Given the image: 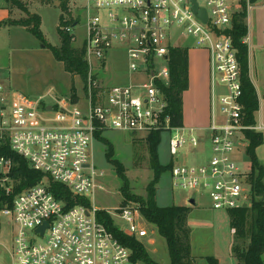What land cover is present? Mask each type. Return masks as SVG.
<instances>
[{
    "label": "built area",
    "instance_id": "2783aa9c",
    "mask_svg": "<svg viewBox=\"0 0 264 264\" xmlns=\"http://www.w3.org/2000/svg\"><path fill=\"white\" fill-rule=\"evenodd\" d=\"M197 2L207 11L206 21L193 11L192 0H86L82 42L76 45L77 36L71 34L79 24L76 16L73 24L61 26L74 46L85 50L90 89L84 100L59 96L52 88L29 97L0 83V147L9 146L46 174L41 183L17 194L12 207L6 203L0 209L12 219L13 264H142L133 262L131 250L98 220L100 209L89 198L104 174L93 161L92 143L106 130L169 134L176 164L171 168L173 185L197 192L205 189L215 210L249 205V172L237 166L232 154L239 134L244 138L245 130L261 131L264 126L243 123L238 50L227 32L242 1L236 0L235 6L228 0ZM246 2L250 9V0ZM181 38H191L194 46L209 51L212 115L206 128L174 126L167 113L162 85L171 79L170 50L186 47L174 42ZM242 41L248 44V36ZM113 51H124L128 80L111 86L92 84L93 66L104 69ZM205 132L210 133L214 152L210 162L177 165L180 152L187 145L199 147ZM13 165L11 157L0 155V192L7 197L14 192ZM49 178L74 196L88 198L90 206L67 209L49 190ZM196 194L188 201L193 196L196 200ZM108 211L122 223L119 227L126 235L141 241L148 235L139 208L127 204ZM44 223L48 225L42 234L37 229Z\"/></svg>",
    "mask_w": 264,
    "mask_h": 264
},
{
    "label": "rangeland",
    "instance_id": "374dc122",
    "mask_svg": "<svg viewBox=\"0 0 264 264\" xmlns=\"http://www.w3.org/2000/svg\"><path fill=\"white\" fill-rule=\"evenodd\" d=\"M29 1L33 2L31 7L28 2L20 0L24 7H14L16 11L11 12L6 0H0V22L4 21V17L10 12L9 16L14 19L25 18L24 10L30 9L41 15V29L47 42L56 47L61 46L62 40L58 29L63 13L61 3H46L42 0ZM228 1L235 6L236 0ZM199 2L201 5H206V0H199ZM85 4L86 0H70L68 5L71 17L76 16L79 19L78 26L71 32L77 36L76 45L82 42L85 34ZM251 4L254 5V3ZM251 13L254 18L255 40L253 67L260 99V110L256 113V120L259 123L261 120L264 122V51L260 48L262 45L260 43L262 41L264 43V9L259 10L253 7ZM174 42L188 48L190 65H196L198 72L203 70L204 64H208L210 73L207 49L194 46L191 38L174 39ZM93 70L92 84L95 82L98 86L125 83L129 77L128 60L124 51L110 52L104 69L99 68L98 71L93 66ZM0 83L6 89L19 91L29 97H37L52 88L59 96L73 97L75 94L77 100H84L90 89L89 78L83 80L80 76L67 72L63 63L55 58L51 49L44 47L35 35L21 25L0 27ZM145 137L125 131L106 130L100 137L94 138L93 161L97 170L103 171L104 174L97 178L98 187L89 195L93 206L113 216V213L108 210L122 207L124 200L121 192L123 180L118 176L115 166L107 159L106 142L114 147L113 158L119 160L126 168L132 194L146 197V188L153 179L154 171L149 165V151ZM169 138V134H163L158 148L160 162L164 166L176 165L170 153ZM246 146L247 141L239 134V141L232 158L238 167L249 172L250 175L251 162L246 154ZM213 156L210 133L205 132V137L199 147L191 148L187 145L180 152V162L177 165L185 164L189 167L206 165ZM257 156L264 164V142L257 149ZM247 181H249V176ZM194 194L197 195L195 206L188 201ZM156 201L163 207L171 205L191 207L188 227L191 232L194 264H209L208 257H215L219 264H237V259L233 254L236 237L234 231L231 230L227 210H215L205 189L197 192L173 185L172 172L169 168L162 173L157 184ZM128 205L140 209L139 202H129ZM11 222L12 219L9 216L0 212V264H13L10 256L14 245V231ZM116 223L119 226L122 225L119 220H116ZM145 227L149 233L142 237V241L145 242L152 258L160 264H170L166 239L158 233L154 225L146 223Z\"/></svg>",
    "mask_w": 264,
    "mask_h": 264
},
{
    "label": "trees",
    "instance_id": "16d2710c",
    "mask_svg": "<svg viewBox=\"0 0 264 264\" xmlns=\"http://www.w3.org/2000/svg\"><path fill=\"white\" fill-rule=\"evenodd\" d=\"M63 11L58 26L61 36V46L56 47L49 44L42 32L41 16L25 9L26 17L20 19H8L0 22V27L6 25H21L26 27L35 35L44 47L50 48L55 58L62 62L67 72L80 76L83 80L89 78V65L86 60L84 48L76 47L72 43L71 36L61 30L64 24H73L75 21L69 12V1L60 0ZM242 1V9L235 13L231 28L227 32L232 36L234 46L238 50V61L241 68V80L243 95L241 102L244 105L245 125H256V113L259 110V97L256 88L250 78L249 72V50L248 45L243 43V38L248 35L247 26V2ZM257 0H250L255 3ZM9 6L23 8L20 0H6ZM67 15V17H66ZM171 79L170 82L162 85L168 102L167 113L171 116V123L174 126L183 125V93L189 87V50L186 47H174L169 54ZM95 91L94 94H96ZM73 96L74 101H77ZM101 134H97L100 137ZM244 138L247 141L246 154L251 162V173L248 183L251 186L252 196L249 205L238 209L228 210L231 230L234 231L236 242L234 243L233 254L237 264H264V164L257 156V149L264 142L262 131L245 130ZM145 142L149 151V165L154 171L153 179L146 188V197H138L131 192L129 179L126 175V168L117 159H114V147L106 142V156L116 169L118 176L123 180L121 188L124 200L121 206L129 202H139L140 211L147 223L154 225L158 233L167 241L170 264H194L192 255L191 232L188 227V216L191 207L187 206H160L156 201L157 184L161 175L172 164L164 166L160 162L158 148L162 140L161 132H153L146 136ZM0 155L13 159L12 176L14 178V192L7 197L0 192V209L12 207L15 196L23 190L41 183L46 174L32 168L27 159L13 151L9 146L0 147ZM48 187L56 199L66 204V208H72L78 204L90 206L88 198L74 196L68 187L49 178ZM99 221L104 223L112 231L122 245L131 250L133 262L142 264H160L156 262L149 253L144 241L133 236L126 235L116 223L115 219L108 213L100 210L97 213ZM209 264H219L215 257H208Z\"/></svg>",
    "mask_w": 264,
    "mask_h": 264
},
{
    "label": "crops",
    "instance_id": "0c3cea01",
    "mask_svg": "<svg viewBox=\"0 0 264 264\" xmlns=\"http://www.w3.org/2000/svg\"><path fill=\"white\" fill-rule=\"evenodd\" d=\"M21 1L28 2L30 7L32 6V3H33L32 1H29V0H21ZM42 1L43 2L45 1L46 3L53 2L55 4H58L59 2L61 3L60 0H42ZM7 6H8V9L11 10V12L16 11L14 8L15 6H9L8 4ZM253 7L254 9H259V10L264 9V0H257L254 3V5H252V7L249 9L248 17H247V26H248L247 36H248V41H249V43L247 44L248 50H249V72H250V78L258 94L259 88L257 86L255 76H254L255 68L253 67V61L255 60L254 59V56H255L254 18L252 16V13L250 14V11L253 9ZM30 12L32 11L30 10ZM32 13H36V12H32ZM9 14L7 16H9ZM7 16L4 17V20L14 19L11 16L9 17ZM262 42L260 43L262 44L260 48L264 51V43ZM207 65L208 64H204L203 70H201V72L200 71L198 72V70L196 69V65L195 66L192 64L190 65V60H189V87L183 93V125L186 127L206 128L210 124L211 115H212L211 82H210L209 68ZM258 97H259V94H258ZM259 104H260V99H259ZM259 110H260V107H259ZM257 124L264 126V122L262 120L259 123L257 121ZM263 130L261 131L263 132Z\"/></svg>",
    "mask_w": 264,
    "mask_h": 264
},
{
    "label": "water",
    "instance_id": "95a60500",
    "mask_svg": "<svg viewBox=\"0 0 264 264\" xmlns=\"http://www.w3.org/2000/svg\"><path fill=\"white\" fill-rule=\"evenodd\" d=\"M193 3V11L196 12L199 17L201 19H203L204 21L207 20V11L205 8H199L198 2L197 0H192ZM50 107V106H49ZM193 206L196 205V200H195V196H193L190 201H189ZM247 205H245L244 207H246ZM47 223H44L43 226L39 227L37 229V231H40L42 234L44 233L45 228L47 227Z\"/></svg>",
    "mask_w": 264,
    "mask_h": 264
}]
</instances>
